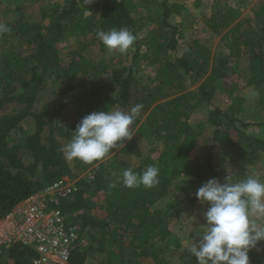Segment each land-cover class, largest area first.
<instances>
[{"label": "trees", "instance_id": "trees-1", "mask_svg": "<svg viewBox=\"0 0 264 264\" xmlns=\"http://www.w3.org/2000/svg\"><path fill=\"white\" fill-rule=\"evenodd\" d=\"M100 1L102 8L97 18L85 15L81 0H65L61 8L51 13L42 9V19L27 27L32 33L28 38L31 51L24 55L9 51L0 56V110L5 102L13 100L26 105L23 112L0 118V217L30 195L71 173L62 147L52 135L55 128L72 133L80 120L93 111L127 112L133 106L142 105L131 131L151 144L149 153L156 154V158L149 155L138 166L116 155L107 160L105 157L95 160L98 165L93 177L82 180L79 191L71 199L62 200L61 210L71 221L78 222L83 232H87V227L98 229L94 249L103 253L106 264H143L144 258H150V264H172L170 259L176 252L166 247L171 236L166 213L153 207L171 194L185 192L194 197L197 189L211 178L226 182L209 160L198 167L192 165L190 153L197 145L198 134L189 124L187 112L200 103L213 105L217 86L223 83L228 71L229 57H240L242 48L250 50L247 85L254 88L264 105V20L258 12L254 21L237 20L227 0L222 1L223 5L219 4L205 20L214 33L229 29V57L219 60L198 40L192 41L182 54H177L182 30L180 25L170 22V17L182 13L183 5L178 2L141 0L143 14L136 16L138 3L135 0ZM146 24L155 28L144 37L138 36L139 29ZM113 28H127L136 37L135 50L121 56L120 66L95 62L80 52H74L67 66L60 65V42L89 35L98 40V30ZM15 29L19 27L16 25ZM9 32L0 35L2 42H7ZM143 48L144 59L157 66L156 76L149 78L147 84H141L136 76V64L143 56ZM54 74L63 84L64 92L74 89L72 79L78 75H87L92 80L88 86L81 87L78 118L72 123L63 122L60 109L50 104L39 113L31 110L37 94ZM104 76L112 80L113 88L104 87L101 82ZM12 85H16L18 91L10 96L6 91ZM190 85L196 87L190 89ZM240 107L239 101L226 110L213 106L209 113V121L215 126L213 139L232 150L236 165H255L264 160V138L246 130L252 124L238 117ZM30 115L35 118L36 131L26 137L25 143L12 144L11 133L22 129L21 123ZM46 125L50 136L43 142L42 131ZM128 146L132 148L135 144L131 140ZM25 157L32 161L26 163ZM149 165L160 169L159 183L155 187L127 188L122 183L110 187L123 170L131 168L142 172ZM92 188L103 192L102 217L99 215L103 212L95 210L85 196ZM209 206L206 203L203 209ZM110 238L113 246L107 248ZM162 244H165L164 249L160 247ZM34 256L31 249L15 245L0 249V264L4 257L11 259L12 264H30ZM180 260L181 264H196L190 252L181 253ZM85 261V250L73 253L71 264H85Z\"/></svg>", "mask_w": 264, "mask_h": 264}, {"label": "rangeland", "instance_id": "rangeland-1", "mask_svg": "<svg viewBox=\"0 0 264 264\" xmlns=\"http://www.w3.org/2000/svg\"><path fill=\"white\" fill-rule=\"evenodd\" d=\"M138 3L136 16L142 15L141 0H135ZM170 2H178L183 5V10L180 15L172 14L170 22L181 26L182 38L179 41V48L177 54H182L186 47L194 40H198L210 49V54L213 58L223 59L229 57L230 52V32L229 29H223L220 33L212 32L205 24V20L214 12L219 4L225 0H169ZM227 6L235 11L237 20L250 19L255 20V14L258 12L262 15L264 20V0H227ZM65 0H0V23L6 24L10 28L7 42H2L0 39V56L9 51H14L19 55H24L31 51V45L28 43V38L31 36V31H28L29 25L33 21H40L42 19V9L51 13L57 8H61ZM81 5L84 7L85 15H94L99 17L102 2L100 0H92V3L86 4L81 0ZM223 5V4H222ZM25 27H22V25ZM19 29H15V26ZM28 27V28H27ZM155 26L146 24L138 31V36L144 37L151 32ZM26 31V33H25ZM24 33V34H23ZM26 34V35H25ZM101 42L94 39L93 36L76 37L59 43L60 65L67 66L74 52H80L95 62H106L113 64V67L120 66L119 59L123 55L132 53L135 50L134 44L127 50L126 53L121 54L118 51H109ZM87 46V48H84ZM143 56L136 64V76L141 84H147L149 78L156 76V65H150L144 59L145 49L141 51ZM250 57V50L242 48V55L240 57H229L228 71L226 72L223 83L217 89V94L212 102V106L207 103H200L197 106L191 107L187 112L189 124L196 130L198 134L197 145L190 153L192 165L198 167L209 160L218 174L226 179L230 178L235 182L246 179L249 175H257L264 180V160L257 162L255 165H236L233 161V152L230 148H226L219 143H215L213 139L215 126L209 121V113L213 106H217L223 110L239 101L241 107L239 109L238 117L244 122H249L250 125L246 128L247 131L264 138V105L258 100V95L253 87L247 85L249 78L248 60ZM92 82L87 75H78L72 79L73 90L63 89V84L56 74L49 79L46 87L41 89L37 94L35 103L32 106L34 113H39L44 110L47 104L55 107L61 111L63 122L72 123L78 118V97L81 93L83 85L88 86ZM101 82L105 84L104 87L113 88L112 80L104 76ZM223 86V87H222ZM196 85H190L193 89ZM18 87L16 85L10 86L6 91L10 96L16 93ZM108 92V90H106ZM114 91V89H112ZM1 95V91H0ZM175 95H172L173 97ZM26 109L25 103H20L15 100L5 102L0 110V118L9 114H17ZM119 110V109H114ZM57 120V118H55ZM22 129L14 130L11 133L12 144L25 143L26 137L34 133L37 129L36 121L33 116L26 117L21 123ZM57 127V126H56ZM55 128V125H54ZM236 136V132H232ZM56 141L63 147L70 142L72 133L59 132L55 128L52 134ZM50 136V128L46 125L42 131L43 142H46ZM133 141L134 147H129L128 142ZM150 143L137 137L133 131L130 139L124 142L123 147L116 148L110 151L105 156L107 158L116 155L121 160L127 161L131 165L138 166L143 159L151 155L156 158V154H150ZM65 158V157H64ZM66 160V159H65ZM26 163H30L31 158L25 157ZM71 167V173L64 176L71 182L81 187L80 182L84 179L93 177L94 169L98 163L93 161L85 163L79 159L72 161L66 160ZM87 201L90 205L95 207V210H101L99 216L104 215L103 208L105 206L104 195L101 191H95L93 188L86 193ZM69 197L68 199H71ZM66 199V200H68ZM202 203L196 196L192 197L189 193H178L176 195H169L160 200L154 207V210H162L166 213L167 225L171 231V236L166 246L168 249H174L176 255L171 258L172 264H181L180 255L184 252H189L187 249L194 244H199L201 236L198 232L202 231L200 228L206 223L203 215ZM67 218L69 216L66 214ZM71 221L72 219L69 218ZM78 224L76 221H72ZM80 227V226H79ZM87 232L81 233L87 237V243L83 250L86 252L85 264H106L103 259V253L97 252L95 242L99 237L98 229L86 228ZM112 238L108 239L107 248H111L113 243ZM160 247L165 248V244ZM166 249V253H168ZM250 264H264V241L258 242L256 248L249 251ZM143 264H150V258L142 259ZM1 264H12V260L4 257Z\"/></svg>", "mask_w": 264, "mask_h": 264}, {"label": "clouds", "instance_id": "clouds-1", "mask_svg": "<svg viewBox=\"0 0 264 264\" xmlns=\"http://www.w3.org/2000/svg\"><path fill=\"white\" fill-rule=\"evenodd\" d=\"M86 6L92 0H84ZM10 28L0 23V35ZM97 39L109 51L121 54L134 44L136 37L127 29H100ZM142 105L130 111L100 110L84 116L72 130L70 142L61 151L66 160L79 159L91 163L106 156L113 148H121L133 135L131 125L140 115ZM119 142V143H118ZM160 169L147 166L142 172L131 168L116 176L110 185L122 183L127 188H153L159 183ZM196 197L210 206L203 215L206 223L198 232L199 244L187 249L196 258V264H250L249 251L264 241V180L257 175L233 181L230 176L225 183L211 178L200 186Z\"/></svg>", "mask_w": 264, "mask_h": 264}, {"label": "built area", "instance_id": "built-area-1", "mask_svg": "<svg viewBox=\"0 0 264 264\" xmlns=\"http://www.w3.org/2000/svg\"><path fill=\"white\" fill-rule=\"evenodd\" d=\"M76 182L61 178L18 203L0 217V249L15 245L34 251L30 264H71L87 237L61 210L62 200L78 192Z\"/></svg>", "mask_w": 264, "mask_h": 264}]
</instances>
